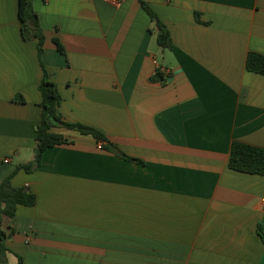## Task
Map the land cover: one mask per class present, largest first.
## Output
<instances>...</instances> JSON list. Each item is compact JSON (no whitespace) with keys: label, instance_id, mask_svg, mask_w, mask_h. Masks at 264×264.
Masks as SVG:
<instances>
[{"label":"crops","instance_id":"1","mask_svg":"<svg viewBox=\"0 0 264 264\" xmlns=\"http://www.w3.org/2000/svg\"><path fill=\"white\" fill-rule=\"evenodd\" d=\"M144 1L173 48L138 0H32L38 57L18 0H0V182L33 158L44 70L64 121L142 161L54 128L66 142L11 177L36 202L3 218L6 264H264V175L228 167L232 141L264 147V75L246 69L264 55V0Z\"/></svg>","mask_w":264,"mask_h":264},{"label":"trees","instance_id":"2","mask_svg":"<svg viewBox=\"0 0 264 264\" xmlns=\"http://www.w3.org/2000/svg\"><path fill=\"white\" fill-rule=\"evenodd\" d=\"M141 7L149 14L154 26L156 27V42L161 48H173L170 33L165 24L157 17L154 11L144 0H138ZM18 18L21 27V34L25 40L35 39L38 57L43 50L44 34L38 22L36 12L32 7V0H18ZM56 48L64 53V48L54 40ZM246 69L261 75H264V55L249 52L246 58ZM150 81L164 82V73L157 68ZM38 90L41 100L39 106L41 109L39 121L35 125L36 144L33 148V158L27 162L19 163L15 169L0 182V264H6V241L14 234L15 230L11 225L2 226L4 217L12 218L16 207L19 204L31 206L36 202L35 194L25 186H13L11 183L12 175L18 170L30 172L36 169L45 149L66 142L62 133L54 131V128H64L73 130L82 135H88L97 141L105 142L106 149L129 160H141L127 156L118 152L114 146H111L106 136L99 129L79 123L64 121L58 112L60 95L56 84L50 80L46 70L43 72L42 79L39 82ZM16 99L23 101L21 95ZM228 167L237 171L264 175V147L251 145L241 141L234 140L228 157ZM264 219L258 223L257 232L264 242L262 226ZM21 264V261H19Z\"/></svg>","mask_w":264,"mask_h":264},{"label":"rangeland","instance_id":"3","mask_svg":"<svg viewBox=\"0 0 264 264\" xmlns=\"http://www.w3.org/2000/svg\"><path fill=\"white\" fill-rule=\"evenodd\" d=\"M157 51H158V54H161V49L159 47H157Z\"/></svg>","mask_w":264,"mask_h":264},{"label":"built area","instance_id":"4","mask_svg":"<svg viewBox=\"0 0 264 264\" xmlns=\"http://www.w3.org/2000/svg\"><path fill=\"white\" fill-rule=\"evenodd\" d=\"M113 3H117V0H113ZM155 62V61H154Z\"/></svg>","mask_w":264,"mask_h":264}]
</instances>
